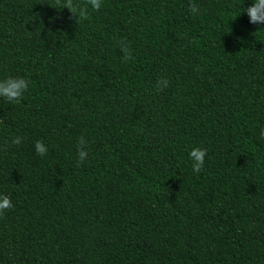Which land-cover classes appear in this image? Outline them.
I'll use <instances>...</instances> for the list:
<instances>
[{
	"label": "trees",
	"instance_id": "16d2710c",
	"mask_svg": "<svg viewBox=\"0 0 264 264\" xmlns=\"http://www.w3.org/2000/svg\"><path fill=\"white\" fill-rule=\"evenodd\" d=\"M71 3L0 0V78L30 82L21 103L0 99V264H264L250 0H103L84 17Z\"/></svg>",
	"mask_w": 264,
	"mask_h": 264
},
{
	"label": "clouds",
	"instance_id": "9594fccd",
	"mask_svg": "<svg viewBox=\"0 0 264 264\" xmlns=\"http://www.w3.org/2000/svg\"><path fill=\"white\" fill-rule=\"evenodd\" d=\"M102 2L103 0H86L87 7H79V15L84 17L87 15L89 9L92 11H99L102 7ZM67 8L71 10V0H68ZM242 12L248 16L250 24L264 26V0H250L247 7H241L240 14ZM191 13L198 17L202 14V10L198 6L193 5L191 7ZM121 51L123 52L122 59L124 61L132 59V54L126 44L122 43ZM29 84L30 82L24 77L6 76L0 78V99L13 105L21 103L23 97L29 89ZM167 86L168 81L166 79H161L156 82L157 88H165ZM259 135L264 138V128L259 130ZM22 139L23 138L20 136H14L11 138V144L20 145L22 143ZM33 148L36 155L40 157H45L48 153V146L42 141H36ZM88 155L86 141L83 137H80L77 145V162L84 163L87 160ZM188 155L191 161L193 173L199 174L204 167L207 150L201 147H193L189 150ZM12 207L13 205L11 199L6 195H0V214Z\"/></svg>",
	"mask_w": 264,
	"mask_h": 264
}]
</instances>
